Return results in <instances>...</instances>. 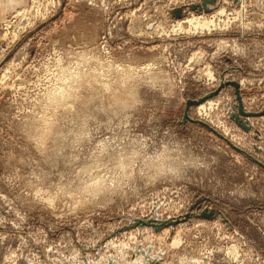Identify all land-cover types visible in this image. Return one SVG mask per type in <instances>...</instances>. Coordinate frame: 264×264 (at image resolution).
Returning a JSON list of instances; mask_svg holds the SVG:
<instances>
[{
  "label": "rangeland",
  "instance_id": "obj_1",
  "mask_svg": "<svg viewBox=\"0 0 264 264\" xmlns=\"http://www.w3.org/2000/svg\"><path fill=\"white\" fill-rule=\"evenodd\" d=\"M210 1L0 0V264H264V168L184 122L237 82L189 117L264 164V0Z\"/></svg>",
  "mask_w": 264,
  "mask_h": 264
},
{
  "label": "water",
  "instance_id": "obj_2",
  "mask_svg": "<svg viewBox=\"0 0 264 264\" xmlns=\"http://www.w3.org/2000/svg\"><path fill=\"white\" fill-rule=\"evenodd\" d=\"M213 3L211 2L210 0H205L204 2V5H206L207 3ZM206 7V6H205ZM227 85H232L236 88V93H237V96H238V100L239 102L241 103L240 104V111L241 113L244 114L243 112V105H242V100L240 98V89H239V84L237 82H222L219 87L209 93V94H206L205 96H203L202 98L198 99V100H188L187 103H186V108H185V112H184V122L187 121V120H190L196 124H199V125H202L203 127L207 128L208 130L212 131L214 134H216L218 137L224 139L233 149H235L236 151H238L239 153H242L244 154L246 157H248L249 159H251L253 162H255L256 164H258L259 166L263 167L264 168V164L262 162H260L259 160L255 159L254 157H252L250 154H248L247 152L241 150L240 148H238L237 146H235L234 144H232L229 140H227L226 138H224L223 135H221L220 133H218L215 129H213L210 125H208L207 123L203 122V121H200V120H192L190 119L189 117V111H190V108L192 106H199L203 103H205L206 101L210 100V99H213L215 98L216 96H218L220 94V92L227 86ZM264 114V112L262 113ZM247 115H258V114H247ZM212 212L211 213H208V212H203L202 213V217L203 218H207V219H210L212 218ZM189 215H186L185 218L183 219H180V218H176L175 220H170L168 222H164V221H161V220H154V219H151V220H148V221H145V220H138L137 224L140 225L141 227H152L154 228L156 231H159L161 230L163 227H167V226H176L177 224L179 223H184L186 222L188 219H189Z\"/></svg>",
  "mask_w": 264,
  "mask_h": 264
},
{
  "label": "bare ground",
  "instance_id": "obj_3",
  "mask_svg": "<svg viewBox=\"0 0 264 264\" xmlns=\"http://www.w3.org/2000/svg\"><path fill=\"white\" fill-rule=\"evenodd\" d=\"M186 22L193 23V24L195 25V28H196V27L198 28V27H199V23H200L199 20L196 19V18L193 19V20L186 21ZM193 24H192V25H193ZM194 25H193V26H194ZM211 104H212V103H210V105H211ZM202 108H204V107H202Z\"/></svg>",
  "mask_w": 264,
  "mask_h": 264
}]
</instances>
